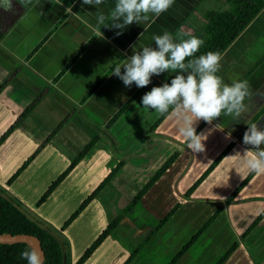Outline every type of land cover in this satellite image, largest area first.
<instances>
[{"label": "crops", "instance_id": "1", "mask_svg": "<svg viewBox=\"0 0 264 264\" xmlns=\"http://www.w3.org/2000/svg\"><path fill=\"white\" fill-rule=\"evenodd\" d=\"M218 1L174 0L159 16L149 13L147 21H133L120 29L105 27L112 24L111 13L117 0H104L99 6L84 5L82 0H32L21 6L13 0L20 12L0 38V83L5 80L0 89V134L26 105L35 102L0 142V185L34 215L59 228L122 160L108 182L61 229L69 243L70 264L118 213L122 216L117 224L80 264H123L137 246L138 250L124 264H166L218 206L220 211L174 264H212L234 241L236 246L221 264L264 261V215L239 237L264 206V174L253 172L230 202L223 201L250 171L243 161L245 150L252 146L243 143L246 129L239 135L238 132L264 104V5L220 53L216 73L227 85L233 81L248 82L246 111L238 119L222 113L210 123L198 121L196 131L205 144L203 152L191 151L179 133L183 125L180 117L191 115L181 103L163 115L141 103L146 92L165 84L163 80L172 69L154 74L151 83L141 88L105 126L108 117L138 88L135 83L126 87L113 75L117 67L123 72V65L134 53L133 46L138 52L145 46L156 49L153 36L162 37L165 31L171 34L174 44L191 36L203 40L204 11L217 8ZM98 14L105 16L104 24H98ZM91 36L89 43L61 70ZM113 63L97 87L82 99ZM253 123L264 128V108ZM94 134H99L96 143L36 205L41 193ZM230 141V149L185 195L188 186ZM174 150L178 154L172 162L128 210L122 211ZM175 202L177 207L151 233Z\"/></svg>", "mask_w": 264, "mask_h": 264}, {"label": "trees", "instance_id": "2", "mask_svg": "<svg viewBox=\"0 0 264 264\" xmlns=\"http://www.w3.org/2000/svg\"><path fill=\"white\" fill-rule=\"evenodd\" d=\"M32 1V0H31ZM227 5L223 8H214L204 11V20L202 23V30L204 34L203 41L199 50L185 60V68L172 70V72L163 80L164 83H171V79L177 75H182L187 78L188 75H196L197 65L195 61L199 56L208 52H218L219 54L224 48L234 39V37L241 31V29L254 17L258 10L264 5V0H220ZM3 0H0L2 3ZM17 12L14 16L9 17L7 12L0 8V38L5 31L10 27L13 21L19 14L20 7L13 3ZM64 17V14L55 22V24L48 30V32L38 41L35 47L49 34L52 28ZM88 38L81 47L74 53V55L64 64L61 70H64L71 60L77 55L79 50L84 48L90 41ZM33 47V49L35 48ZM32 49V50H33ZM31 50V51H32ZM114 63L94 82L89 90L84 94L82 99L87 97L112 69ZM5 80L0 83V89L3 87ZM141 88H136L131 95L108 117L105 126H108L126 107L129 101L139 92ZM35 100L26 105L19 115L7 126V128L0 134V142L2 139L22 120L25 114L33 106ZM264 108V104L254 114V116L242 127L238 132L241 134L247 126H249L260 111ZM163 115V114H161ZM160 115V117H161ZM155 125V122L152 126ZM199 126L196 127V130ZM151 129V128H150ZM99 138V134H94L78 151V153L69 160L68 165L50 182L46 189L35 201L39 204L45 199L48 193L57 185V183L66 175L77 160L93 145ZM233 142H228L220 152L207 164L204 170L196 177V179L188 186L184 194L189 192L201 181V179L218 163L222 156L230 149ZM36 148L35 151H37ZM34 153V152H33ZM33 153L25 159L21 165L10 175L7 182L11 181L17 173L24 167V165L32 157ZM178 152L174 150L166 159L153 171L141 188L133 195L131 200L123 207L122 211L128 210L131 205L141 196V194L157 179V177L164 171V169L172 162ZM122 160L109 170V172L101 179V181L87 194L81 203L74 209V211L63 221L59 228H55L38 216L34 215L20 200L11 195L3 186L0 185V232L10 233H30L38 237L41 248L43 250L44 264H70L69 243L62 236L61 229L78 213V211L94 196V194L108 182L111 175L120 167ZM252 171H249L237 185L223 198L224 203L232 200L240 187L250 178ZM175 202L170 209L160 218V220L151 228L150 232L155 231L159 225L170 215V213L177 207ZM218 206L203 222L202 224L189 236L185 243L173 254L171 259L166 264H174L178 257L185 252L191 242L198 236V234L210 223L215 215L220 211ZM264 215V206L257 213V215L244 227L239 237H243L253 225ZM122 213H118L111 219L92 242L83 250L80 256L75 260L74 264H80L89 253L100 243V241L110 232V230L117 224ZM237 242H232L212 264H221L231 250L236 246ZM139 246L135 247L124 260L126 263L138 250ZM31 248L23 241H15L11 243L0 242V264H27V260L22 258V252L29 251ZM264 264V261L261 263Z\"/></svg>", "mask_w": 264, "mask_h": 264}, {"label": "clouds", "instance_id": "3", "mask_svg": "<svg viewBox=\"0 0 264 264\" xmlns=\"http://www.w3.org/2000/svg\"><path fill=\"white\" fill-rule=\"evenodd\" d=\"M21 6L31 3V0H17ZM84 5L99 6L104 0H82ZM174 0H117L115 8L111 13L112 24L105 27L124 29L133 21L142 23L148 20V14L159 16L167 11ZM0 8L4 11H12L13 0H3ZM103 14L97 15L98 24L105 23ZM116 21H122L117 23ZM120 35V32L116 33ZM153 39L157 45L156 49L145 46L142 52L135 50L121 68L117 67L114 76L121 79L126 87L133 83L138 88H144L151 83V77L159 75L167 69L173 71L177 68H185V60L196 53L204 41L196 36H191L180 43H172V36L168 31L164 35H154ZM221 56L218 52H208L198 57L196 75H188L185 79L177 75L171 79V83L155 86L146 92L141 99L143 107L165 114L177 103H181L190 116L180 117L183 125L179 133L188 141V148L194 153L205 150V144L196 131V124L203 120L210 123L219 118L221 114L232 115L238 119L246 111L245 98L249 96V84L247 81H233L231 85L224 84L222 79L216 75L220 68ZM234 130V129H233ZM243 143L252 147L245 150L246 159L243 164L255 173L264 174V128L253 123L246 127L243 134ZM22 258L27 264H44V257L38 249L22 252Z\"/></svg>", "mask_w": 264, "mask_h": 264}, {"label": "water", "instance_id": "4", "mask_svg": "<svg viewBox=\"0 0 264 264\" xmlns=\"http://www.w3.org/2000/svg\"><path fill=\"white\" fill-rule=\"evenodd\" d=\"M15 241H23L29 245L31 249H38L42 255L43 250L40 245V241L37 236L30 233H10V232H0V242L11 243Z\"/></svg>", "mask_w": 264, "mask_h": 264}, {"label": "rangeland", "instance_id": "5", "mask_svg": "<svg viewBox=\"0 0 264 264\" xmlns=\"http://www.w3.org/2000/svg\"><path fill=\"white\" fill-rule=\"evenodd\" d=\"M219 2V4H218V7L217 8H222L223 6H225V3H221L220 1H218ZM216 4V2L213 4V6ZM214 7H216V6H214ZM17 8H15V6H14V4H13V9H12V11H6L7 12V14H8V16L9 17H11V16H14L15 14H16V12H17ZM133 197V196H132ZM131 197V198H132ZM131 198L128 200V202L131 200ZM127 202V203H128Z\"/></svg>", "mask_w": 264, "mask_h": 264}]
</instances>
